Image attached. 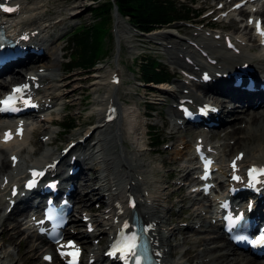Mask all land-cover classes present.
Returning <instances> with one entry per match:
<instances>
[{
	"label": "bare ground",
	"instance_id": "1",
	"mask_svg": "<svg viewBox=\"0 0 264 264\" xmlns=\"http://www.w3.org/2000/svg\"><path fill=\"white\" fill-rule=\"evenodd\" d=\"M23 7L27 8L22 11L21 16L23 17V20L20 22H23V24L36 23L40 18L38 16L39 13L36 12L38 9L40 10L41 7L37 3L34 6L31 4H26ZM73 8L74 10L71 13V16L81 13L84 9V7H81L80 5ZM73 8H71V10ZM27 12H32L30 13L28 19L25 18V14ZM262 15L264 16V13H262ZM115 17L116 26L121 28V30L119 28L116 32L117 41H119L122 37H126L127 34H125V29H127V26L124 24L118 14H116ZM243 29H245V34H248V38L251 37L250 30L246 31V24H244ZM166 35L167 33H165L164 30H157L147 35V37L151 40H162ZM178 40L179 41L173 42L171 45H165V51L167 54L171 55L170 58L175 63L178 65L187 66L184 62L182 63L177 56L174 58L173 54L177 55V50L179 49L183 55L185 53L195 54L194 50L190 47L187 48L184 45L185 43L183 44L182 39ZM53 41L54 40L46 41V44L50 49L53 48ZM245 46L246 44L241 45V52L240 54L236 55H233L227 49H225L224 52L218 53V55H216L218 58L217 63L209 64L208 67H212L214 71H220V69L223 70L226 67V64L233 62L235 63L241 60L253 62L255 70L256 68L260 70L262 67H264V51L261 55L259 53H250ZM257 46L252 44L250 45V48H255ZM50 54L51 56H54V61L39 66H43L45 68L43 78L49 80V82L52 83V85L46 88V90L53 88V90L56 91L57 89L61 88V86H63L60 84L61 80L55 79L57 73L55 68L58 65L60 53L58 52L57 48L52 49ZM117 59L118 50L115 55V60L117 61ZM203 61L204 59L202 56L199 58L197 55H195V64L202 65ZM189 66L190 68H193L191 65ZM224 83L225 80L220 81L216 79L212 86H221ZM0 84L3 85L2 82ZM91 85H93V88H102L103 91L96 97L98 106L92 107V109L96 112L95 114L97 116V121L86 129V131H88L90 128H92V134L94 133L97 135L96 143L91 145V155H95L94 157L98 159L99 166L102 167L101 176H99V179H97V182H100L98 183L99 187L91 188L90 192L95 193L98 196L100 195L101 198L107 195L108 199L109 194L115 192L117 194H114L113 196H116L115 198L120 199L122 194L127 195V191L129 190L137 191L139 195L136 197L139 198L141 207L139 212L146 222H150L154 225L152 231L154 246H158L163 250V260L165 264H186L182 261L183 255L188 256V259L195 257L201 258L199 260V264H264L260 261L257 262L256 260H253L245 255L238 254L233 249H230L228 246L229 243L226 242L223 239L222 234L219 233V228L216 225L210 224L209 221H204L199 224L196 231L197 234L200 233V236H198L196 239H189L188 237L184 239L185 241H190L193 246H199V250L195 248H189L186 249L183 255H181L179 258H171V249L174 247V245L171 243L172 237L178 231L179 227L172 226L168 223L170 215H167L169 211L163 203L162 191L164 188L162 187V183L166 181L167 178L174 173V171L170 170L164 177V180L155 175L156 169L154 165L149 164V161L151 160L149 156L150 153L143 151L147 149L145 148L146 143L144 142L145 128L142 129L143 124L141 122V115L138 114L137 105L131 104L127 107L122 106L118 102L115 88H111L108 84V79H103L101 74H98L96 77H94V81L91 83ZM159 87L161 90H175L172 85ZM183 87L187 88L185 85ZM77 89L78 87L73 88L71 91L67 92V95L72 94ZM207 90L208 89L205 86H201V90L199 89L200 92H206ZM179 92H181V90ZM47 97H49V95H47ZM57 100L58 98H55V102ZM110 100L118 105L120 109L119 116L112 123L101 125L102 118H99V109L101 107L105 109L106 104ZM226 101L228 102L226 104L224 103L225 101H223V103H218L221 113L230 114V118L227 119L225 123H223V126L228 124L227 126H230V129L224 132V134L220 137V143L215 144L219 154L223 153L222 156H231L236 151H243V161L250 162L257 160L264 163V137L258 135V131L260 129H264V93L261 91L256 93L239 92L235 98H228ZM73 103L74 101L72 100L71 104ZM255 103H257L256 108L253 107ZM52 106L56 107L57 105L54 103ZM169 110H171L172 118L174 120V117L178 114V112L173 108ZM1 123L2 121L0 120V131L3 129V125H1ZM173 126L178 127L175 122L173 123ZM238 132L244 133L245 136H242L241 138L237 137L236 142L234 144H230L228 140L230 138L233 139V133H236L237 135ZM30 136L31 135L27 131L25 136L22 138V141H20V145L29 146V144H31V140L29 139ZM125 136L131 142L132 148H126V145L124 144ZM169 136L172 137V135ZM7 150H12L11 152H14L18 149L12 145V142L3 143L0 141V173L6 176L8 175L6 174L7 168H9L10 171L16 169L21 170L23 168V164L20 162H14L11 167L10 162L8 163L4 157H1L2 154ZM178 153L179 152L177 151L176 154ZM53 154L54 152L52 150L47 149L38 158H30L28 162H41L43 159L52 157ZM192 159V152H190L187 160ZM179 160V158H176L171 161L172 164L177 166V173H180L184 170L185 172L181 177L191 175L193 173L192 168L187 169L188 167L186 165H184L183 168V166L179 163ZM180 162L182 163V160H180ZM225 162L226 160L221 159V162L219 163V167L222 166L223 171L225 168ZM119 164L123 166L122 169L120 168ZM163 164L167 165L168 163L163 161ZM81 173L85 174L84 168L81 170ZM11 176L14 178L13 175ZM95 179L96 177L92 176L89 178L84 175V184H87L89 180L95 181ZM134 179H137L138 186H134ZM1 182L2 179H0V183ZM127 186H131V188H128ZM182 190L183 185H179L177 191L181 192ZM1 191L2 190H0V194L2 195ZM193 208L194 218L200 217L205 219L207 217V211L202 210L201 205H194ZM9 218L11 217L8 215L0 217V227L3 225V228L0 230V236H2L4 239V242L0 243V256H3L0 257V260H2L3 264H6V260L9 262V264H14L12 261L7 259L9 254L6 253L5 244L17 243L19 257L16 261L20 259L26 264H35L34 259H29L30 252L37 248V245L32 243L33 237L30 235L22 238L20 237L24 230L19 229L18 221H15L11 226L7 227L6 221ZM106 224H109V222ZM194 224L196 223L194 222ZM189 228H191V226ZM192 228L194 229V225H192ZM4 236H6V238H4ZM207 256H210V258L205 259ZM52 264H54V262Z\"/></svg>",
	"mask_w": 264,
	"mask_h": 264
},
{
	"label": "rangeland",
	"instance_id": "2",
	"mask_svg": "<svg viewBox=\"0 0 264 264\" xmlns=\"http://www.w3.org/2000/svg\"><path fill=\"white\" fill-rule=\"evenodd\" d=\"M216 1H218V0H197L195 7L200 5L199 9H201V8L206 9V8H208L207 6H209L212 9L214 7V3H216ZM78 5H80L81 7H84L83 11L77 15L68 17L73 12V10H74L73 7H77ZM92 5H94V4H92L91 0H43V2L41 4V7H42L41 12L46 13L42 16L43 19H50L52 21H56L60 18L62 19V20L58 21L57 24H55V27L47 28L46 33H49L50 35H54L55 39L57 38V40H56L57 45L62 46L64 44V42L67 40L68 33H69V31L72 30V28H74L78 24H89L93 21V15L90 13V9H91ZM71 8H73V9L71 10ZM40 14H42V13H40ZM200 16L197 19H199V18L201 19ZM40 22H42V21H40ZM113 23H114L113 18H111V22L109 20L107 26L109 28H112ZM174 28L175 27L173 26L172 30ZM177 29L180 31L179 35L184 36V37H186V36L191 37V35L189 34L190 29L185 28V30H182V29H180V26H176V28L174 29L175 32L177 31ZM102 33L103 32L100 30L98 35L100 36ZM125 39H126V41H124L125 44L122 45V49L120 52L121 63L119 65V67H121L122 72H124V76L122 79V83L117 88L118 93H119L118 96H119L120 100L125 101V103H127L128 105L135 102L136 104L139 105L141 112H143V114H147V111L149 109L144 106V104H148L147 101L155 102L156 98H158V97L165 100V97H164V95H160L157 92H155V93L149 92L150 89H147L145 85L141 86L140 85V84H142L141 82L136 83V81L138 80L137 79V73L134 72L133 70H131V71H133V74L132 75L128 74V76H129L128 77L127 76V72H128L127 68L129 66H126L125 63H128V64L131 63V60H130L131 56L138 58L142 54H151L153 56H158L159 59H161L162 62H164L163 64L165 65V67H168V69L170 71L177 72V69L172 68L173 70H171L169 68V66H173V63L171 62L169 55L164 54L165 51L162 50V44H157L156 41L150 40L147 37L133 38V37L129 36V37H126ZM175 40H176V38L174 36L169 35V36H166L163 40H161L159 42L167 45V44L172 43ZM105 41H106V47H105L106 53L103 55L102 59H99L97 61V64L93 68H91L89 70V72L90 73L97 72L98 74H101L102 76H104L106 78L107 77V70L117 66L116 63L114 61H112V59H111L112 54H113V46H114V49L116 46V36L111 35V34H110V36L106 35ZM128 45H130L132 47L130 54H128L126 51V50H128ZM100 48L101 47H99V46L95 47L96 57H100V55H101L100 51H99ZM67 52H70V50L67 49ZM65 57H67V55H65ZM48 60L42 61V63H47ZM134 69H137L135 65H134ZM57 70H58V68H57ZM60 73L62 74L60 76V79L62 78V76L68 75L67 78H64V81L66 83L70 82L68 87L62 88L61 92L67 93V92L71 91L73 88L79 87L75 92H73L72 94H68V96H67L70 100L72 99L73 101L76 102L75 106L70 108V113L74 114L75 112L80 110L82 107L85 109V111L83 113V117H82V122H83L82 126L85 127V126L90 125L92 123H96L97 116H96L95 112L92 110V107H94V104L96 103V98H95L96 94H95V89L92 88L90 85L92 83L91 82L92 81L91 74L85 73L80 68H75V69L69 70V71H60ZM130 76H134V79H130ZM178 83H179V81L175 82L176 86L178 85L177 89L179 87ZM128 90H131L134 94H135V92H137L138 97H136V94L135 95L130 94L127 96L126 95L123 96L122 91L125 92ZM147 93H149V94H147ZM99 94H97V95H99ZM80 95L85 97V99H86L85 101L82 100V101H84L83 104H81V103L78 104L79 100L77 97H80ZM168 104H169L168 101L167 102L164 101V104H157L156 106L152 107L153 108L152 113L154 115L149 117V118H147L145 116L143 117L141 115V122L143 124L142 129L145 128L144 123L146 121H150V123H152V126H147V135H146V138H144V140L147 139L148 142H151L152 138L153 139L158 138V140H161V139L163 140L162 143L166 142L167 144L171 145V147H172V148H162V146H155V147L151 146V148L155 149V152H152L150 154L151 160L149 161V164H152L156 168H159L158 175L160 176L161 179H164V177H165L164 174L168 170H171L174 167H173V165L161 166V164H159V162L161 160H164L166 162L172 161V158L176 156L175 154H173V151L178 150V147L176 146V144H171V141L169 139L165 138L166 131H168L167 129H171V127H170V125L167 128H165L163 126V124H162L163 119H161V116L158 113V112H160L162 114V116L168 117ZM156 111H157V113H156ZM77 129H78V127L76 129H74L73 131L75 132V131H77ZM177 134L178 135L174 138V140L178 141L180 139H183V140L187 139L188 144L190 143V139H188V137L189 136L194 137L196 135V134H192L191 132H185V134H182V132H179ZM242 135H243L242 133L238 132L237 135H236V133H233L232 136L237 137V136H242ZM258 135L261 137L262 136L264 137V129H260L258 131ZM36 137L37 136L34 135L35 139H36ZM63 141H64V139H63ZM187 147H188V149L190 148V146L186 144L184 149H187ZM51 148L55 149V146H51ZM87 174L88 175H95V173H93V172H88ZM174 190H175V187L171 186V187L167 188L165 192H169V191L174 192ZM174 194H175L174 197H172L167 202L166 201L164 202L165 205L171 207L170 208L171 219H172L171 221H174L173 224L179 223L180 221H186L187 224H192L193 223V217H192L193 211H192V209H189L188 211L178 212V213L175 210L177 207H179L181 205L180 201L176 199V196H179L182 199L184 193L182 192V193H174ZM189 205H190V203L186 199L184 201L183 208H185ZM86 206L87 207L92 206V204L87 203ZM94 211H96V210H94ZM8 221H9L8 225L11 224V222H10L11 220H8ZM185 230H187V232L189 233V236H188L189 238L193 239L194 237H196L197 233L188 231V228H186ZM182 232L179 231L176 233L175 237L173 238V243H175L176 241H178V242L181 241L182 237L184 236ZM20 237L22 238L25 236H24V234H21ZM4 238H6V236H4ZM32 243H33V241H32ZM5 245H11L10 247L14 248L13 249L14 252H16L17 247H18L17 243H15V244L6 243ZM191 247L195 248L197 250L200 249L199 246L193 247L190 242H185V244H183L181 247H174L173 248V255H175V258H177L180 256V253L182 251H184L186 248H191ZM16 256H19V253H16L15 255L10 256L12 262H14L17 259ZM32 258H35V264H37L38 263V256L36 254V251L30 252V258L29 259H32ZM206 258L207 257H205V259ZM200 259L201 258H198V257H195L193 259H188V257L186 255L183 256V260L186 261V264H195ZM20 262H22V260L18 259V261L15 262L14 264H20Z\"/></svg>",
	"mask_w": 264,
	"mask_h": 264
},
{
	"label": "trees",
	"instance_id": "3",
	"mask_svg": "<svg viewBox=\"0 0 264 264\" xmlns=\"http://www.w3.org/2000/svg\"><path fill=\"white\" fill-rule=\"evenodd\" d=\"M106 1L101 4V8H105L102 11H107V8L111 7L110 1ZM115 3L119 11L129 15L131 21L144 30L168 23L175 17V6L169 1L163 4L162 0H115ZM97 32L96 27H89L82 28L75 33V40L79 48L76 59L77 66H90L93 63L92 57ZM142 60L143 62L139 66L142 80L158 82L169 78L155 59L147 57Z\"/></svg>",
	"mask_w": 264,
	"mask_h": 264
},
{
	"label": "snow or ice",
	"instance_id": "4",
	"mask_svg": "<svg viewBox=\"0 0 264 264\" xmlns=\"http://www.w3.org/2000/svg\"><path fill=\"white\" fill-rule=\"evenodd\" d=\"M4 11H13V9L10 8H5ZM260 31L259 29V25H258V32ZM261 35H264V32H260ZM25 88L27 87L26 85L24 86ZM14 93H19L22 92V88H15L13 89ZM17 97L15 96H9L7 97L5 100L0 101V104L4 105V107H0V112H7V111H18V109H16L15 107H12L11 104L14 103L15 99ZM25 103L27 104L28 102L25 101ZM5 138L8 139V134H5ZM259 172L260 174H264V169H260V170H256V169H252L249 172V175L251 176L253 172ZM33 175H37L36 173H33ZM29 186H31V182L29 184ZM127 227V225H125ZM251 243H253L254 245L256 244H264V235L260 236L257 240L251 241ZM136 249H137V244H136V236H130L126 238V243L124 244L123 247H117V251H121L124 253L125 257H136L137 253H136ZM114 254V253H113ZM136 264H140L139 259L137 257L136 259Z\"/></svg>",
	"mask_w": 264,
	"mask_h": 264
}]
</instances>
